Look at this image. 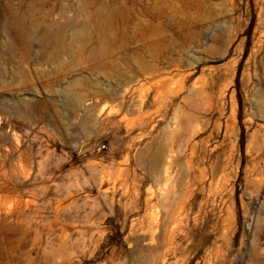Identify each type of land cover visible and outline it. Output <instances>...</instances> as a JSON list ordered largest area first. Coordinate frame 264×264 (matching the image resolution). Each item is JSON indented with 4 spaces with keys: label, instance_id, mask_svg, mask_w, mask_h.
Masks as SVG:
<instances>
[{
    "label": "rangeland",
    "instance_id": "1",
    "mask_svg": "<svg viewBox=\"0 0 264 264\" xmlns=\"http://www.w3.org/2000/svg\"><path fill=\"white\" fill-rule=\"evenodd\" d=\"M263 216L264 0H0V264H264Z\"/></svg>",
    "mask_w": 264,
    "mask_h": 264
},
{
    "label": "bare ground",
    "instance_id": "2",
    "mask_svg": "<svg viewBox=\"0 0 264 264\" xmlns=\"http://www.w3.org/2000/svg\"><path fill=\"white\" fill-rule=\"evenodd\" d=\"M167 163H168V162H167ZM165 169H167V168H165ZM189 185H190V184H189ZM174 206H175V204H174ZM172 209H173V208H172ZM176 210H177V209H176ZM263 217H264V216H263ZM197 219H198V217H197ZM262 220H263V219H262ZM157 230H158V229H157ZM174 238H175V237H174ZM174 238H173V239H174ZM173 239H172V240H173ZM172 240H171V241H172ZM173 241L175 242V240H173ZM173 241H172V242H173ZM155 245H156V244H155ZM157 246H158V245H157ZM260 254H261V253H260ZM255 261L258 262V261H259V258H258V257H255ZM165 263H166V262H165Z\"/></svg>",
    "mask_w": 264,
    "mask_h": 264
}]
</instances>
